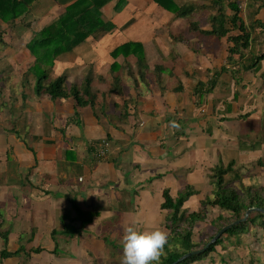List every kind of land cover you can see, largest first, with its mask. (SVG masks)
<instances>
[{
	"label": "rangeland",
	"instance_id": "1",
	"mask_svg": "<svg viewBox=\"0 0 264 264\" xmlns=\"http://www.w3.org/2000/svg\"><path fill=\"white\" fill-rule=\"evenodd\" d=\"M204 1L206 0H182V2H187L188 4L191 2L198 3ZM247 1H249L248 4L244 6L245 2ZM245 2L241 1L243 8L242 17L245 21L246 28L251 35L249 48H251V51L253 52L258 46L256 34L257 26L259 24L264 25V4L261 1L255 2L254 0H245ZM20 4L23 10L24 6L21 2ZM66 4L67 0H60L59 3L56 2V7L52 9V12L54 14H61L64 12V10L66 12L67 9H64ZM146 5L147 4H144L141 0H118L116 2V10L111 12L110 16L107 17L103 28L95 30L90 38L96 39L98 42H101L104 45L106 44V46L108 45L105 40H114L116 36L120 37V35H122L124 39H126V36L128 38H133L134 41L146 43L141 39V34L137 35L141 29L140 27L143 26L148 28L149 32L153 29L152 31L155 35L164 33L161 30L154 29L155 26L161 25L166 27V30H164L166 34L168 31H170V34L167 35L168 38L172 40L180 37V35L183 37L189 36L186 30L190 27V21L202 20L201 26L204 27L207 24L206 20L210 14L207 13L208 15H206L205 13H201L199 10L193 12L191 15H188L186 18H178L175 16L174 12L167 10L162 14L156 15L155 18H152L150 23L148 20V15L151 11L149 13L145 11L147 8ZM26 6L29 7L28 5ZM222 9L225 14L230 13V9L225 3L222 4ZM13 12L14 11H11V14ZM26 13V18L21 19L19 17L14 21V31L5 35L3 38L6 42V46L0 47V59L6 60L5 64L0 63V68H5L8 66L6 73L2 72L1 74L0 89L3 92L5 90L4 96L11 94L9 97H5L4 99L3 95H0V172L3 171L5 174H8L7 179L5 178V175L2 174V177L0 175V184L2 185L3 180H6V184L12 186L16 183V186L27 185L29 187L30 185L36 187L37 185L42 186V184L60 182L59 170L56 165L51 163L48 158L44 159L43 163L40 161L35 163L33 156H29L28 158L26 156V148L23 149L24 145L21 141L17 140V142H13V144H11L10 140L12 136H14L13 130H22L23 133H21V136L26 138L25 141L29 145L32 138H40L46 141L48 139L44 137L43 133L48 129L50 131H54V127H58L57 124L54 125V123L57 122L59 117L56 118L55 116L61 115L62 111L59 107H57L60 106V103L58 104L56 102H52L45 95H43L41 98H38L34 92V81L28 80V78H34L32 66L36 65L40 67V63L36 58L37 54L34 55L30 48L24 47L23 40L25 38H30L32 32L31 30L28 31L27 25L23 24L28 22L31 24V28L35 29L41 26L42 21L41 23H37L35 20L32 21V17L34 15L33 12L28 11ZM11 14L8 16V18L11 17ZM1 24L4 25L3 28H5L7 32L8 28L5 21H3ZM131 27H135L133 32H129V30L125 29ZM258 36L262 37L260 40H264V33L258 34ZM197 37L201 38L197 32H194L189 38H186L189 47L191 48L192 45H195L194 49L198 50V53H196V60H198L199 64H204L202 66L203 69L207 65L211 72L220 71L219 66L221 62L225 60V55L227 56L229 54L228 45L216 38H202V41H204V43H202V41H199ZM15 39L16 41L14 42ZM65 39L68 40L70 37H66L64 40ZM8 40L11 43H8ZM61 40H63V38ZM96 43L97 42H94L92 46H96ZM54 45L55 44H50L51 49L49 50H52ZM43 46H47V44ZM183 47L185 50H187L188 46L183 44ZM146 49H151L148 44H146ZM102 52H104V55L106 54L105 57L102 56V58H105L106 62L104 66L110 67L111 64L117 63L118 65L115 66L116 74L119 76H124L125 71L120 65L122 56L118 54L110 58L107 56L109 50H104ZM153 52H157V49L154 48ZM244 54L246 55L245 51ZM60 57L63 61L57 60L56 58H52L51 61L52 64L57 65L58 69H62L64 66H66V68H69L72 71L74 69L72 63L76 64L77 66H81L73 59L71 53L63 54L59 56L58 59ZM189 57L190 55L187 54V57L185 58L186 61L189 59ZM246 57L248 59V54ZM148 61V57L146 60L143 59L142 68L147 69ZM186 61L185 63H187ZM263 62L264 59L260 61L259 68L263 69L264 71ZM36 66H34L35 69L40 71V69L36 68ZM153 66L154 63L151 64V67ZM132 67L135 70H138V66L135 64V62L132 64ZM184 68L191 67L189 65H183V71H185ZM53 70L55 69L53 68ZM24 71H26L25 75L23 74ZM54 72L55 71L51 73L52 78L54 77L52 75ZM146 73L149 74L150 70L148 69ZM69 74L70 75L65 81L66 88H70L72 83L76 85L82 80V76L73 74V71ZM228 76L230 77L229 74L227 77ZM149 78L150 77L147 76V79ZM262 78L264 81V76H262ZM124 79L125 83L123 94L127 96L128 100L136 102L139 99L136 98V96L131 97L130 93L131 86H133L132 82L128 78ZM211 79H215V82L207 88H210L215 95H218L221 98L227 97L224 93L225 90L223 79L220 78L219 75H214L213 73L209 75L205 81H210ZM243 83L244 85L246 84V86L241 90L243 92L244 89L250 90V88L247 87L250 85L247 81H243L237 86H240ZM104 84H106L105 88L100 89L98 85L94 86L92 91H106L109 88V83L107 82ZM231 84L232 83H230V87ZM237 86L235 84L233 91H231L229 94L232 97H234L235 92L239 94L237 97L238 99L234 98L233 102L231 101L232 99L229 102L232 107L231 112L227 111L226 109H215L218 112V116L215 114V116H217L216 120L212 119L208 122L202 121V116L209 114L208 111L199 113L198 115L196 114L195 116L197 117L194 118L195 122L187 123V121H185L188 126L180 129L181 134L178 136L179 142L177 144L172 139L169 140V137L173 136V133H170L169 131L174 132L176 131L175 128L167 125L166 129H160L157 125H153L150 115L142 117L141 113L138 112L135 116L138 122L142 120L144 121L145 127L142 129L146 131L142 132L146 133V136H142L141 139L136 138V136H131L130 142L132 143V148L128 150V154L122 156L119 151H115L114 148L109 147V153L105 155L104 159L95 160L92 157L90 163L77 166V171L75 173L69 172L67 180H63L64 188L67 187L70 182L80 185L78 182L79 176L86 178L85 183H96L98 180L99 182L107 185L110 181L109 177L107 176L110 172H113V170L122 174V177H124L127 183L126 185L129 183L133 185V188L131 189H123V201L117 202L115 200V206H111L112 208L105 212L99 211V213L101 212L100 216H98V213H93L92 210H86L85 213H83L76 206L67 207L62 205L63 208L54 210L55 214L49 221H35V218H45L49 212L40 207L26 206L19 203L16 204V206L12 209L4 208L3 205L0 204V216L7 219L4 220L5 223L3 225L2 219L0 217V223H2L0 226V231L6 230L8 227L12 226L9 230V236L7 240H5L4 244H0V247L7 246L8 241L10 240L13 243L14 249H11L10 245H8L6 248L9 251H15L18 249L17 247L21 245V243L19 244V242L22 241L21 238H23V240L25 238H28V240L32 238L34 240V244H38L39 247L43 248L42 252L47 251L49 250L48 248H53L55 246V248L60 251L64 247V250L62 249L56 255V257L48 254H42V252L41 256L38 257L37 253L25 255L24 252H22L19 257L13 260V262L17 261L18 264H27V262L23 259L25 256L33 258L30 261L31 264H120L123 248L122 237L125 234L124 229L126 228L123 225L128 227V224L131 221L113 220L112 215L121 214L122 216L129 219L134 218V214L138 212L136 204H138V201H140L138 194L142 198L145 197L144 192L148 189L146 185L147 181L151 183V189L158 190L159 187L167 184L170 179L177 177L185 180L186 185H184L182 188H173V194L179 193L183 195L187 192L189 186H193L196 192H206V195L203 196L207 197H204V202L202 205L205 207L209 218L213 217L218 212V208L211 206V200L213 199V196L212 194H208V192L213 188L212 169L218 168L217 166L219 164L225 166L228 161H238L236 170L232 174L226 176L225 180L227 187L233 188L239 193H241V191L249 185L254 187H260L264 185V166L260 167L255 164L257 161L264 160V95L260 91L255 92V96L249 101V107L245 111L246 113H242L241 111H243V108H245V104L244 102L239 101V99H242L243 101L244 96ZM149 88H151V85L146 89ZM190 92L191 90L186 93L181 91V98H183L186 102V105L183 107V116L185 119L193 117V114L191 116L189 115V111L191 100H194L195 102V99H193V96ZM178 93L179 91L174 94L177 95ZM101 95L108 94L104 93ZM14 98H17L19 102H26L25 105L24 103L22 106L15 104L12 101ZM107 98V104L113 103L112 98ZM60 101L62 100H58L57 102ZM159 101L161 103V99H159ZM33 102L34 105H32ZM53 105L56 107L55 110ZM138 106L142 107L141 104ZM205 106H207L206 102H203L201 107ZM217 107H220L219 102L216 105V108ZM151 116L155 117L154 115ZM136 126H139V124L136 123ZM160 126H163V124ZM106 130V132L109 133L108 125H106ZM89 132L94 138H98L102 134V130H100L98 126H96V128H92ZM60 133L58 135H61ZM154 135L159 136L157 141L154 140ZM193 135H195L197 140L195 144L192 143L189 147L186 143L188 142L189 136ZM4 142H7V146L3 145ZM159 142L163 143L162 148L157 146ZM10 144L12 146H9ZM63 144L64 142H61L59 145H62L64 148ZM6 148H11L13 150V154H7H12V157H6ZM31 149L32 148L29 147L27 150ZM100 151H103L102 147L100 148ZM165 152H168L173 159H171L169 162L154 160ZM148 153L151 155V157L148 156ZM191 155L193 156L191 157ZM199 158L202 161L201 166L194 164V161ZM148 159L152 160L146 161ZM93 160L95 162H93ZM203 160H205V162H203ZM15 163L16 168L13 167ZM42 164L45 167L43 176L41 172L43 167ZM171 165L182 166V172L174 174L170 168ZM33 166L34 168H38V172L41 176L33 173V169H30ZM203 167L206 169H203ZM246 170H248V172H246ZM15 172L18 174L16 178H22L23 176H20V173L22 172H29L30 177H24L23 180H17L14 178ZM100 173H102V177L98 178ZM80 179L82 178L80 177L79 180ZM113 189L109 190L111 195H113ZM112 199L113 197H111V200ZM194 199L195 201L191 204L196 207H193L190 204L187 206V208H189V210L202 209L203 206L198 205L200 204V200L198 198ZM107 202H109L108 199ZM46 208L48 209L49 207L46 206ZM78 209L80 212L77 211ZM106 212H108L109 215H106ZM156 213L153 215V217L151 215L144 221H133L134 223L138 224V226L135 228H137L139 231H150L157 227L163 229L164 214H162L163 216L161 218L159 216L160 211ZM95 216L98 217L96 218ZM151 217L156 218V221H151V223H149L150 221L147 220ZM86 219H88V221H85ZM71 221H73V223H70ZM68 223H70V230L67 226ZM63 224L67 225L64 226ZM208 226L209 224H205L204 222L196 224L195 227L198 233H196L193 238L195 242H199V240L202 238V233H204L203 231H206ZM82 227L91 228L92 230L87 235H85L82 234L85 231ZM54 230H56V233L53 232ZM72 233H75V235ZM72 236L73 240H71ZM36 237L38 238L36 239ZM247 243H251L252 248L258 247L255 257L258 256L259 260H256L259 262V264H264V232H258V234H256L253 239L251 238L249 241H247ZM65 244H68V247L71 246L74 249H67ZM224 245L226 246V249H224L225 251L223 253L222 250L219 249V252L213 255V264H225L224 262L220 261V256L227 252L228 244L224 243ZM24 246H26L28 249V247H30V243H25ZM239 251L244 252L245 250L244 248H237L235 252L231 251L234 258V262L232 264H245L242 259L236 256ZM71 256L75 258L74 262L73 259L70 258ZM70 259L71 262H68Z\"/></svg>",
	"mask_w": 264,
	"mask_h": 264
},
{
	"label": "trees",
	"instance_id": "2",
	"mask_svg": "<svg viewBox=\"0 0 264 264\" xmlns=\"http://www.w3.org/2000/svg\"><path fill=\"white\" fill-rule=\"evenodd\" d=\"M59 1L60 0H0V46H6V42L3 39L4 36L14 31V21L17 18H26V12H33L34 15L32 17V21H40V23L42 21L38 31L32 35V40L24 43L25 48H30L34 55L37 54L36 58L40 63V67L36 65L32 66L34 78H28V80L34 81V92L38 98L45 95L49 100L58 104H68L69 101L73 102L72 108L74 111L66 120V128L69 125H77L80 123V109L90 107L93 114L96 116H98V113L104 112V108L108 105L106 103L108 99L107 95H101L104 93H107L108 95L118 93V101L122 104L125 103V107L127 108L120 116H129L131 101L123 94L125 83L124 78H128L135 87H138L141 81L147 79V76L153 75L160 90H165V87L161 83V74L166 72L169 76H172L174 71L168 68L167 62L163 63L161 61L163 60L161 54H159V57L161 58L160 61L162 63L152 62L153 59L148 55V50L146 49V44H148L152 49L156 48V43L152 36L146 43L134 41L133 38H128L126 36V39H124L122 35H120V37L116 36L114 40H105L109 49L106 44L104 45L103 43L98 42V40L90 38L95 30L103 28L107 17L110 16L111 12L116 10V2L118 0H69V3H67L64 7V9H67L66 12L64 10L61 14H54L52 9L56 7V2L59 3ZM141 1H143L144 4H147L146 10L148 8H152V10H149V12L151 11L150 13L147 12L149 13L148 20L150 23L152 18H155L156 15L162 14L167 10L174 12L175 16L178 18H186L188 15H191L193 12L199 10L201 13H210L209 15L207 14V24L204 27L199 26L202 20L190 21L189 25L201 37H198L200 40H203L202 38H216L224 41L228 45L229 54L227 55L226 60H233L234 67L229 69L228 66L225 65L222 69H220V71L214 72V75H219L221 78L222 75L229 74L230 77L234 79V84H236V86L243 82L245 78H262V75H259V73L260 70H262V74L263 69L259 68V65L260 61L264 59V40H260L262 37H259L258 34L264 33V25L259 24L257 26L256 34L258 46L254 55L251 57L250 62L246 64L244 60L249 52L251 35L247 30L245 21L242 17L243 8L240 1L206 0L198 3L191 2L189 4L187 2H182V0ZM254 1H261L264 4V0ZM20 2L24 6L23 10ZM223 3H225L230 9L229 14H225L223 12ZM11 11L14 12L11 14ZM10 14L11 17L8 18ZM3 21L7 24V32L6 29L3 28L4 25L1 24ZM23 25H27V29L31 28V24L28 22ZM135 27L125 29L129 30V32H133ZM66 37H70V39L64 40ZM62 38L63 40H61ZM183 38L184 37L180 35V37L170 41L172 44H176L178 41L183 42L181 41L184 40ZM94 42H97L96 46H92ZM45 44H47V46H43ZM50 44H55L52 50H49L51 49ZM104 50H109L107 56L110 58L118 54L122 56L120 65L125 71V75L123 74L124 76L116 74L115 66L118 65L117 63L111 64L110 67L108 66V71L105 74H100L105 64V58H102V56H106V54L104 55V52H102ZM244 51L246 52V55L244 54ZM68 53L76 55L85 64L84 67H81L72 63L74 68L72 70L73 74L82 76V80L76 85L72 83L70 88H66L65 81L70 75L69 73H72V71L69 68H66V66L62 69H58L56 64L51 63L52 58L63 61L61 57L59 59L58 57ZM174 56H176V53L172 49L170 51V58H173ZM147 57L149 61L147 63V69H145L142 68L143 59L146 60ZM134 62L138 66V70H135L132 67ZM0 63L5 64L6 60L0 59ZM152 63H154L153 67H151ZM34 66L40 69V71H37ZM7 67L0 68V77L2 72L6 73ZM53 68L55 70H53ZM148 69L150 70L149 74L146 73ZM184 70L190 75V72L193 71L191 68H184ZM53 71L55 72L52 74L54 76L52 78L51 73ZM23 74L25 75L26 71H24ZM196 80L197 81L191 94L193 99H195V106L202 105L203 102H206L207 106L203 108L202 113L208 111L209 114H205V118H213L212 116L215 114L218 116V112L216 111L217 108L215 106L217 102L220 103V107H224L227 111H232L231 105L225 99L226 97L220 98L218 95H215L210 88H207L215 82V79L202 81L196 78ZM107 82L109 83L108 91H92L94 86H101ZM177 82L175 92H178V90L181 89L179 92L183 91L186 93L187 91L184 89L183 83L181 84L179 81ZM223 82L225 90L224 93L226 94L225 96H227L231 92V81L223 79ZM245 86L246 84L244 85L243 83L237 87L241 90ZM4 93L5 90L3 92L0 89V95H3V99L11 95L9 94L4 96ZM238 96L239 94L235 92L233 100L234 98L238 99ZM216 97L220 98V100L217 101L214 99ZM58 100L62 101L57 102ZM12 101L19 106H22L23 103L25 105L26 103L23 101L19 102L17 98H14ZM34 102L32 105H34ZM184 103L186 102L183 99L182 107H184ZM182 110H184V108H182ZM13 134H15V136H19V131H15L14 129ZM24 139L26 140V138ZM111 139L112 138L109 134H106V137H104V141L101 143V146L104 149L103 154H99L98 147H96V151H93V153L91 152L95 160H101L100 158L106 154L108 148L106 144L110 143ZM94 146H96V143ZM112 146H114V143L110 145V147ZM11 152L12 150L9 148L5 153L10 154ZM255 164L260 167L264 166V160L257 161ZM219 165L217 166L218 168L212 169L213 189L211 194L213 199L211 201V206L218 208L217 214L213 217L209 218L205 207H202V209L199 208L200 210H189V208L184 207L186 200L195 193L193 186H189L187 192L183 195L179 193L173 194L168 190L163 191L160 211L164 214L163 229L169 233V242L165 245V255L161 257L160 264H172L183 255L204 248L205 245L222 228L234 221L242 219L248 209L259 208L264 210V185L260 187L249 185L246 186L241 193H239L235 189L227 187L225 180L226 176L232 174L236 170L238 161L231 160L228 161L225 166ZM246 172H248V170H246ZM203 222L205 224H209L208 229L203 231L204 233H202V238L199 242H195L193 238L196 233H198L195 226L197 223ZM63 225L66 226L65 224ZM53 232L56 233V230ZM258 232H264V214L260 212H252L244 222L228 228L218 238V240L211 244L206 250L199 254L192 255L178 264H213V255L218 253L219 249L222 250V253L225 251L224 249H226V246L224 243L228 244L227 252L220 256L221 262H224L225 264H232L234 262L232 252H235L237 248H244L245 253L239 251L236 256L242 259L245 264H259L257 261L259 260V257H255L258 247L252 248L251 243H247V241L251 238L253 239ZM7 234H9L8 229L0 231V236L3 239L4 237L5 239L8 238ZM6 247L7 246L0 249V264H10V261L19 257L22 252L27 255V250L32 253H39L43 250L42 247L26 249L24 245H20L17 250L9 251Z\"/></svg>",
	"mask_w": 264,
	"mask_h": 264
},
{
	"label": "crops",
	"instance_id": "3",
	"mask_svg": "<svg viewBox=\"0 0 264 264\" xmlns=\"http://www.w3.org/2000/svg\"><path fill=\"white\" fill-rule=\"evenodd\" d=\"M238 1H240V3H241V1L245 2V0H238ZM248 2L249 1L245 2L244 6L247 5ZM67 3H69V0H67ZM149 10H152V8H148L146 10V12H149ZM38 22L40 23V21H37V23ZM201 24H202V22H200V24H199L200 27H201ZM39 28H40V26H39ZM39 28H35V29L30 28V29H28V31L31 30L32 35H33L38 31ZM140 28L141 29H140L139 33H137V35L141 34V39L143 41L147 42L151 36L155 40L156 49H157L158 53L153 52L152 48L150 50H148V55L153 59L152 62H154V63H159V62L160 63H162V62L166 63L167 62L168 68L170 70L174 71V74L172 76H169L168 73H166V72H163L161 74V83L165 87V90L161 91L159 88V85L157 84V82L154 79V76L149 75L150 78L146 79L144 81H141L138 87H135L134 85L131 86V89H130L131 97L136 96V98H138L139 100H137L136 102L130 100L131 101L130 105H131L132 111L130 110V115L127 117L120 116L127 109L125 107V103L122 104L120 101H118L119 95L117 93H112L111 95H107V97L112 98L113 103L108 104L104 108V112L98 113L99 117L93 114V111L90 107H85V108L79 110L80 115H81L80 116V123L77 125H69V126H67V128L65 127L66 120L74 111L72 108L73 102L69 101L68 104H60V106L62 108L60 106H57L61 109L62 113H61V115L55 116L56 118L59 117V119L57 120V122H55V123L53 122V123H54V125L57 124L58 127H54V131H50L48 129L46 132L43 133L44 137H46L48 139L46 141H44L40 138L33 139L31 137L32 139H31V141H30L31 143L29 145V144H27L25 139L21 136L22 130H18L19 136H15V134H13L14 136H12V138L10 140L11 144H13V142H17V140L21 141L24 145L23 149L26 148L25 149L26 156L28 158H29V156H33V158L35 159V163H38L39 161L41 163H43L44 159L48 158L51 161V163L56 165V167L58 168L59 177H60L59 181L60 182L51 183V184H42V186L37 185L36 187L29 185V187H28L27 185H23V186L17 185L16 186V183L13 186L8 185V184H6V180H3V182H2L3 184L2 185L0 184V201H1L0 204L3 205L4 208L12 209L16 206V204L19 203V204H23L26 206L40 207V208H43L49 212V214H47L45 218H41V219L35 218L34 219L35 221H49L50 219L53 218V216L55 214L54 210H56L58 208H63L62 205L67 206V207L76 206L83 213H85L86 210H92L93 213H96V214L98 213V216H100L101 212L99 213V211L105 212V211L109 210L110 208H112L111 206H115L116 201L117 202L123 201V194H124L123 189L124 188H128V189L133 188V185L131 183L126 185L127 183H126L124 177H122L121 173H119L118 171H115V170H113V172H110L109 175L107 176L110 179L109 184H107V185L99 182L98 180L96 183L95 182L85 183L86 178H83V176H79V178L80 177L82 178L80 180L78 178V182L80 183V185H76V183L70 182L69 185L64 188L63 180H67V176H68L69 172L75 173L77 171V166L90 163V160L93 157L92 153H93V151H96V147H98V149H99V151L97 149L99 154H103L104 149H103V151H100V148L102 147L101 143H103L104 137H106V134H109L112 139H111L110 143L106 144L108 148H107L105 155H107L109 153V147L112 143H114V146H112V148H114L115 151H119V153L122 156L128 154L129 153L128 150L132 148V143L130 142V139H131L130 137L136 136V138L141 139L142 136H146V133L142 132V131H146V130L142 129L143 127H145L144 121L142 120V121L138 122V120L135 116L136 113L140 112L142 117H144L146 115H150V118L153 122V125H157L160 129H163V130L166 129L167 125L172 126V128H175L176 131H174V132L169 131L170 133H173V136L169 137V140L172 139L177 144L179 142L178 136L181 134L180 129L188 126L187 123L195 122L194 118L197 117L195 115L196 114L198 115L199 113L203 112L204 107H201L202 105L195 106L196 102H194L192 100L191 104H190L189 115L191 116L193 114V117H189L188 119H185V117L183 116L184 110H182V108H183L182 107L183 98H181L182 94H181V92H179L177 95L174 94V93H176L175 88L177 87V81H179L181 84L183 83V85H184L183 87L187 92L189 90H191L190 93H192V89L194 88L195 83L197 81L196 78L198 80L200 79L202 81H205V79H207L209 75L214 73L213 71L212 72L210 71V68L206 64H205L206 67L203 69L202 66L204 64L201 65V64H199L198 60H196V53H198V50L194 49L195 45H192V46L190 45L191 48L189 47V44H188L186 38H189L190 35H192L195 32V30L193 28H191V26H190L186 30V32L189 34V36H186V38L184 37L183 38L184 40H181L183 42L178 41L176 44H172V42L170 41V39L168 38V35H167V34H169L170 31H168L167 34L164 31V30H166V27L161 26V25L155 26L154 29L161 30L164 32L162 34H155V35L153 34V31H152L153 29L149 32L148 28H145L143 26H141ZM32 35L28 39L25 38L23 40V44L25 42H28L29 40L31 41ZM18 37H19V35H18ZM15 41H16V39L14 40V42ZM199 41H202V40L199 39ZM137 42H139V41H137ZM222 42H224V41H222ZM8 43H11V42L8 40ZM202 43H204V41H202ZM183 44L184 45L186 44V46H188L187 50L184 49ZM0 47H2V46H0ZM36 49H40V48H36ZM172 49L175 51L176 56H174L173 58H170V51ZM256 49H254V51L252 52L251 48H249V52L247 53L248 59L246 57L244 60V62L246 64H248L250 62V59L254 55ZM226 52H227V50H226ZM68 54H70V53H68ZM159 54L162 55L163 60H161V58L159 57ZM187 54H189L190 57L186 61L185 58L187 57ZM72 57L79 65H81V67L85 66L84 62L79 57H77L74 54H72ZM226 57L227 56L225 55V60L222 61L220 66H219L220 69H222V67H224V65L228 66L229 69H232L234 67V61L233 60L228 61V60H226ZM184 60L187 63H185ZM193 63H194V65H193ZM105 64H106V62H105ZM197 64H198V66H197ZM183 65H189L191 67V70H193L190 72L191 75L189 73H186V71H183V69H182ZM263 66H264V62H263ZM107 71H108V66H104L103 70H101L100 74H105ZM261 71L262 70H260L259 75L264 76V71L262 74H261ZM221 78L226 80V81L227 80L231 81L230 82V83H232L231 84V91H233V88L235 87L234 79L229 77V76L227 77V74L222 75ZM244 81H247L250 84L247 86L250 88V90L244 89V92L241 90V93L244 96V100L242 101V99H239V101L244 102V104H245V108H243V111H241L242 113H246L245 111L249 107V105H248L249 101L253 99V97L255 96V92L260 91L264 95L263 78H260V77H258L256 79L245 78ZM105 85L106 84L99 86L100 89L105 88L106 87ZM150 85H151V88L146 89ZM180 90H178V91H180ZM106 91H108V89ZM106 91L103 90L102 92H106ZM218 97H220V96H218ZM218 97H216L214 99H216L217 101L220 100L221 97L220 98H218ZM226 98H227L226 100L228 102H230L231 99H232L231 101L233 102L232 96L227 95ZM246 98H247V100H246ZM159 99H161V103H160ZM166 101H168V102H166ZM217 103L215 104V106L217 105ZM139 104H141L142 107H139L138 106ZM156 105H158V106H156ZM185 105H186V103H184V106ZM219 105H220V103H219ZM54 106L55 105H53V107ZM55 108L56 107H54V110H55ZM219 109H224V107H220V108L217 107V110H219ZM151 115H154L155 117H153ZM212 117L213 118L207 119L204 116H202V121L208 122L212 119L216 120L215 115ZM185 121H187V123ZM136 123H138L139 126H136ZM161 124H163V126H160ZM106 125H108L109 133L106 132L107 131ZM96 126H98L100 128V130H102V134L98 138H94L89 132L92 128H96ZM59 133L61 135H58ZM155 136H156V138H155ZM158 138H159L158 135H154L155 141H157ZM196 140L197 139H196L195 135L189 136L188 142L186 144L190 147L192 143L193 144L196 143ZM61 142H64V144H63L64 148L62 147V145L61 146L59 145ZM95 143H96V146H94ZM11 144L9 146H12ZM32 144L34 145V149H33ZM3 145L7 146V142H4ZM153 146H155V145H153ZM157 146L162 148L163 143L159 142ZM29 147L32 149L27 150ZM12 152H13V150H12ZM37 153L39 156L37 155ZM12 154L11 155L6 154V157L10 158V157H12ZM105 155H103V157L100 159H104ZM148 156L151 157V155L149 153H148ZM192 156L193 155H191V157ZM171 159H173L172 156L168 152H165L161 156H159L157 159H154V160L161 161V162H169ZM151 160L152 159H148L146 161H151ZM93 162H95V161L93 160ZM203 162H205V160H203ZM194 164L201 166L202 161L200 160V158L196 159L194 161ZM42 166H43V164H42ZM13 167L16 168V163L14 164ZM170 168L174 174H178V173L182 172V166L171 165ZM30 169H33V173L40 175L37 167L34 168V166H33ZM203 169H206V168L203 167ZM44 171H45V167L43 166L41 169L42 176H43ZM24 172L20 173V176H23L22 178H20V177L16 178V176H18V174H17V172H15L14 178L17 180L18 179L23 180L24 177L25 178L30 177L29 172H26V173H24ZM2 174L5 175L6 179L8 178V174H5L2 171V172H0L1 177H2ZM101 177H102V173H100L98 178H101ZM146 185H147L148 189H147V191L144 192L145 197L142 198L138 194L141 202L137 200L138 204H136V205H137L138 212L134 214V218L129 219V218L122 216L121 214H119V215L113 214L112 215L113 220L131 221L128 224V227L129 226L137 227L138 224L134 223L133 221H144L149 216L152 215V217H153V215L156 212L160 211L158 209H160V203L162 201V193L164 190H168L171 193H174V190H172L173 188H176V187L182 188L186 184H185V180L175 177L173 179H170L167 184L159 187L158 190L151 189V183L148 181L146 182ZM114 186H115V188L113 189ZM110 189H113V195L110 194V192H109ZM211 191L212 190L210 189L208 194H211ZM203 195H206V192H196L195 191V193L193 195H191L186 200L184 207H187L188 205L193 203L195 201L194 198H198L200 200V204H198V205L203 206L202 202H204V197H207V196H203ZM111 197H113L112 200H111ZM106 198L109 200V202H107ZM46 206L49 208L47 209ZM193 207H196V206H193ZM79 209L77 210L78 212H80ZM105 214L109 215L108 212H106ZM156 214H158V213H156ZM98 216H95V217L97 218ZM159 216L161 218L163 216L161 211H160ZM152 217L147 220V221H150L149 223H151V221H156V218H152ZM1 219H2V223L4 225V223H5L4 220H7V219H5L4 217H1ZM85 221H88V219H86ZM9 222H11V221H9ZM2 223H0V225ZM70 223H73V221H71ZM70 223H68V225L65 224L69 227V230L71 229V227L69 226ZM123 226L127 227L126 225H123ZM11 227L12 226L8 227L7 229L10 230ZM82 228L85 230L82 234H85V235H87L92 230L91 228H86V227H82ZM72 234L75 235V233H72ZM7 235L9 236V234H7ZM7 235H6V237H7ZM37 238L38 237H36V239ZM4 239H5V237H4ZM4 239L0 236V240H1L0 244H4L5 240H7V239H5V240ZM21 240L22 241L19 242V244L21 243V245H25V243H30V247H28V249L39 247L38 244H34V240L32 238L29 240H28V238H25L24 240H23V238H21ZM67 240H70V239H67ZM71 240H73V236L71 237ZM60 243H63V242H60ZM8 245H10L11 249H14L13 243L10 240L8 241ZM66 246H67V249L73 248L71 246L68 247V244ZM24 247L27 249L26 246H24ZM55 247L48 248L49 250L43 251V252L41 251V252H42V254H46V255L48 254V255H52V256L56 257V255L62 249L64 250V247L60 251H58ZM1 248H3V247H0V249ZM17 248H19V246ZM17 248H15V249H17ZM41 252L37 253V257L41 256ZM27 253L29 255L34 254L29 250H27ZM70 258L73 259V262L75 261V258H73V256H71ZM23 259L27 262V264L28 263L31 264L30 261L33 258L25 256ZM13 260H15V259H13ZM13 260L10 261V264H18L17 261L13 262ZM68 262H71V259L68 260ZM52 264H55V263H52Z\"/></svg>",
	"mask_w": 264,
	"mask_h": 264
},
{
	"label": "clouds",
	"instance_id": "4",
	"mask_svg": "<svg viewBox=\"0 0 264 264\" xmlns=\"http://www.w3.org/2000/svg\"><path fill=\"white\" fill-rule=\"evenodd\" d=\"M120 264H160L165 255L169 233L162 228L139 231L133 226L124 229Z\"/></svg>",
	"mask_w": 264,
	"mask_h": 264
},
{
	"label": "water",
	"instance_id": "5",
	"mask_svg": "<svg viewBox=\"0 0 264 264\" xmlns=\"http://www.w3.org/2000/svg\"><path fill=\"white\" fill-rule=\"evenodd\" d=\"M252 212H260L262 214H264V210L263 209H259V208H250L248 209L243 218L238 220V221H234L232 222L231 224L225 226L224 228H222L206 245L204 248L200 249V250H197V251H192V252H189L185 255H183L182 257H180L179 259H177L174 263L172 264H178L179 262L183 261L184 259L192 256V255H195V254H199L201 252H203L204 250H206L211 244L215 243L218 238L230 227L234 226V225H237V224H240L241 222H244L250 215V213Z\"/></svg>",
	"mask_w": 264,
	"mask_h": 264
}]
</instances>
